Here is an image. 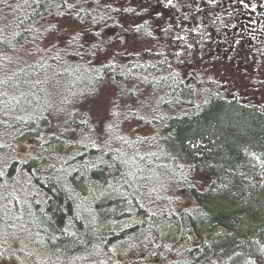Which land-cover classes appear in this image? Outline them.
<instances>
[{"label": "trees", "instance_id": "trees-1", "mask_svg": "<svg viewBox=\"0 0 264 264\" xmlns=\"http://www.w3.org/2000/svg\"><path fill=\"white\" fill-rule=\"evenodd\" d=\"M157 1L163 0H0V215L9 204L2 176L22 178L43 197L34 211L41 230L53 235L46 248L73 257L91 247L80 212L98 191L93 205L105 236L133 261L147 248L161 258L172 246L194 241L171 264H264V102L229 94L212 78L186 75L159 53L104 55L98 43L118 34L123 41L150 39L165 24L176 25L173 14L199 7L194 0H170L173 14L156 22L149 11ZM105 82L115 88L120 119L147 123L153 134L120 137L115 145L99 139L81 107ZM118 99L128 101L120 107ZM20 143H30L31 152L19 156ZM131 159L141 185L128 180ZM196 167L211 176L203 189L191 180ZM154 169L165 177L149 192ZM174 183L188 189L194 208L139 204L138 220L116 229L133 216V189L148 203L156 185L167 190ZM104 249L110 257L98 263L120 264L114 247Z\"/></svg>", "mask_w": 264, "mask_h": 264}, {"label": "rangeland", "instance_id": "rangeland-1", "mask_svg": "<svg viewBox=\"0 0 264 264\" xmlns=\"http://www.w3.org/2000/svg\"><path fill=\"white\" fill-rule=\"evenodd\" d=\"M160 5L152 6L149 11V13H153L156 22L165 21L170 12L166 5L165 7H158ZM185 32L186 30L182 26H177L171 31L166 29L159 31L150 39H139L132 36L126 37L123 41L122 35L114 34L116 37L111 38L112 41L103 36L98 40V43L106 52L104 55L118 54L119 52H134L141 55L159 53L167 62L182 69L186 75H194L195 78L204 80H208L205 78H212L219 87L229 94L237 93L243 97L264 102V38L251 41L246 38L247 29L240 27V24L226 29L223 38L225 43L218 41V35L201 45L190 41L185 42L184 38L179 36ZM52 41L53 33L45 45L51 44ZM47 48L48 46H45V49ZM75 74L76 71L72 70L71 78ZM31 82L33 80L29 84L26 83L25 87H29ZM74 82L76 84V80ZM127 101L118 99L120 107H123L122 105ZM116 106L118 105L115 88L105 82L96 94L87 98L81 107L82 111L89 113V121L100 130L99 139L101 138L102 141L106 139L111 145H115L120 137H125L128 140H139L140 138L146 139L153 134L154 128L147 123L133 121V119L122 121L120 117L123 111L119 109V106L118 108ZM21 117L23 118L25 115L21 114ZM30 146V143H20L15 147V151L19 156H25L31 152ZM137 148L139 151H145L143 144L138 145ZM135 164L136 161L133 159L128 162L130 176L128 180L131 184L135 182L141 185ZM148 172L146 171V174ZM157 177L163 180L165 175L157 169L149 173V192L151 187H154L152 182ZM191 180L193 185L203 189L209 184L211 176L196 167L193 169ZM2 181L6 182L4 187L9 204L8 207L6 206L7 214L0 215V264H76L78 261L98 263L108 260L110 257L108 252L105 253L104 247L116 249L114 259L120 264H155V262L171 264L173 261L181 260L185 249L195 244L192 241L174 245L161 258L153 257L151 249L147 247L144 250L149 253L139 255L137 260L133 261L129 257H124L121 249H119L121 245L118 246L115 241H108L107 236H105L107 234L105 223L97 216L93 205L94 200L100 194L95 191L92 193L91 199H86V204L82 205L83 208L80 212L88 232L86 237H93L92 243H90L91 247L84 248L83 251L73 257L59 256L55 254V251L46 248V244L52 245L53 235L41 230L43 221H40L39 216L34 211L35 202H42L43 197L38 194L35 188L28 187L22 178L10 182L5 176H2ZM163 188L165 186L156 185L148 203L145 202L146 197L144 196V199L141 192L133 189L129 195L131 197L129 210L133 216L128 218V222H120L116 229L131 225L138 220L136 211L139 204L148 205L157 210L165 207V204L177 209H192L196 205L194 197L185 187L174 183L169 185L167 190ZM162 194H164L163 197ZM155 196L157 198L162 197V199L155 201ZM104 242H107V246L104 245ZM108 251L111 250L108 249Z\"/></svg>", "mask_w": 264, "mask_h": 264}, {"label": "flooded vegetation", "instance_id": "flooded-vegetation-1", "mask_svg": "<svg viewBox=\"0 0 264 264\" xmlns=\"http://www.w3.org/2000/svg\"><path fill=\"white\" fill-rule=\"evenodd\" d=\"M166 1V2H165ZM170 0H163L158 3V7L169 8L171 16L172 7H168ZM191 1V0H188ZM194 5H198L194 11H187L185 15L173 14L172 21L176 20L175 26L165 24V29L171 31L177 26H182L186 32L179 35L184 40H191L195 44L201 45L207 43L211 38L218 35V41L224 42L226 29L233 25L247 29L246 38L260 40L264 38V0H194ZM182 3V2H181ZM207 3L217 9L207 7ZM180 4V2H179ZM168 15V19H169ZM239 15V16H238ZM183 18H188L187 22ZM169 22V20H168ZM171 23V21H170ZM245 38V39H246ZM231 41V40H230ZM225 43V42H224Z\"/></svg>", "mask_w": 264, "mask_h": 264}, {"label": "water", "instance_id": "water-1", "mask_svg": "<svg viewBox=\"0 0 264 264\" xmlns=\"http://www.w3.org/2000/svg\"><path fill=\"white\" fill-rule=\"evenodd\" d=\"M91 264H106V263H91Z\"/></svg>", "mask_w": 264, "mask_h": 264}]
</instances>
